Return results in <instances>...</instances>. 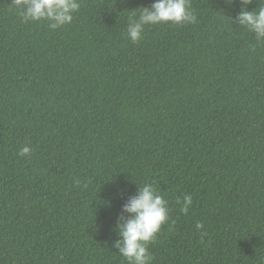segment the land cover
Segmentation results:
<instances>
[{
  "label": "trees",
  "instance_id": "obj_1",
  "mask_svg": "<svg viewBox=\"0 0 264 264\" xmlns=\"http://www.w3.org/2000/svg\"><path fill=\"white\" fill-rule=\"evenodd\" d=\"M153 2L79 0L51 30L0 0V264H127L117 218L146 183L170 209L152 264H264V42L240 0L131 42Z\"/></svg>",
  "mask_w": 264,
  "mask_h": 264
},
{
  "label": "clouds",
  "instance_id": "obj_2",
  "mask_svg": "<svg viewBox=\"0 0 264 264\" xmlns=\"http://www.w3.org/2000/svg\"><path fill=\"white\" fill-rule=\"evenodd\" d=\"M252 2L253 0H240L244 7L235 18L236 23L254 33L257 42H264V6L249 11L247 5ZM13 3L19 9L18 14L23 22L47 21L51 30L71 24L73 14L80 8L79 0H13ZM196 22L197 17L191 11L190 0H154L150 8H143L139 18L129 24L127 38L133 43L141 41L147 25H185ZM252 51H255L254 45ZM31 154L30 146H24L19 151L21 157ZM192 202L190 194L185 195L182 202L177 201L185 214ZM169 212L168 201L155 186L150 183L139 185L137 193L123 205L115 228L119 238L113 247L127 264H152L153 256L149 245L168 223ZM201 227L202 224H196L197 229Z\"/></svg>",
  "mask_w": 264,
  "mask_h": 264
}]
</instances>
